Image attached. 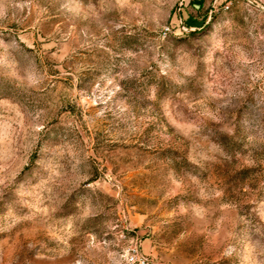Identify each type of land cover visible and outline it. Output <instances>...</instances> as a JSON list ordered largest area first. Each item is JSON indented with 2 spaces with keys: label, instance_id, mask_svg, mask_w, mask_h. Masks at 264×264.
I'll list each match as a JSON object with an SVG mask.
<instances>
[{
  "label": "rangeland",
  "instance_id": "obj_1",
  "mask_svg": "<svg viewBox=\"0 0 264 264\" xmlns=\"http://www.w3.org/2000/svg\"><path fill=\"white\" fill-rule=\"evenodd\" d=\"M264 264V0H0V264Z\"/></svg>",
  "mask_w": 264,
  "mask_h": 264
},
{
  "label": "built area",
  "instance_id": "obj_2",
  "mask_svg": "<svg viewBox=\"0 0 264 264\" xmlns=\"http://www.w3.org/2000/svg\"><path fill=\"white\" fill-rule=\"evenodd\" d=\"M128 260L130 264H157L155 262H152L150 258L138 252L137 250H134L133 254L129 256Z\"/></svg>",
  "mask_w": 264,
  "mask_h": 264
}]
</instances>
